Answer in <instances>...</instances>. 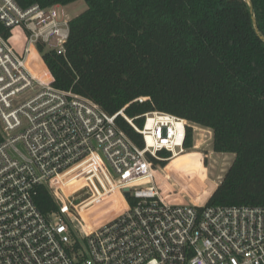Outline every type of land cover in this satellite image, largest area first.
<instances>
[{
	"label": "built area",
	"instance_id": "1",
	"mask_svg": "<svg viewBox=\"0 0 264 264\" xmlns=\"http://www.w3.org/2000/svg\"><path fill=\"white\" fill-rule=\"evenodd\" d=\"M60 6L0 0V264H264V206L211 204L209 178L195 194L167 170L199 125L155 110L138 126L52 84L38 44L64 54ZM41 185L48 214L33 198Z\"/></svg>",
	"mask_w": 264,
	"mask_h": 264
},
{
	"label": "trees",
	"instance_id": "2",
	"mask_svg": "<svg viewBox=\"0 0 264 264\" xmlns=\"http://www.w3.org/2000/svg\"><path fill=\"white\" fill-rule=\"evenodd\" d=\"M15 1L21 7L84 1L85 9L68 22L64 54L38 44L52 84L110 114L124 108L138 126L144 113L157 110L208 128L213 151L234 154L209 202L264 206V41L253 30L246 0ZM252 4L264 36V0ZM115 121L143 145L122 116ZM185 146H193L191 127ZM167 170L195 194L206 187L207 168L196 150L174 156ZM208 186L215 184L208 180ZM33 198L44 214L56 209L43 185ZM111 199L118 205L119 192Z\"/></svg>",
	"mask_w": 264,
	"mask_h": 264
},
{
	"label": "rangeland",
	"instance_id": "3",
	"mask_svg": "<svg viewBox=\"0 0 264 264\" xmlns=\"http://www.w3.org/2000/svg\"><path fill=\"white\" fill-rule=\"evenodd\" d=\"M86 7L84 1H76L70 4L61 5L57 9H64L68 18L73 17L74 15L83 11ZM193 136V147L188 148L186 151H198L200 153V158L204 165L207 168V175L209 181L216 184L219 183L222 175L229 167L230 163L234 158L233 153H218L213 151L212 148V133L208 131V128H202L197 126ZM95 204V213L98 214L101 210H104L103 203L100 202ZM98 206V207H97ZM97 208V209H96Z\"/></svg>",
	"mask_w": 264,
	"mask_h": 264
},
{
	"label": "water",
	"instance_id": "4",
	"mask_svg": "<svg viewBox=\"0 0 264 264\" xmlns=\"http://www.w3.org/2000/svg\"><path fill=\"white\" fill-rule=\"evenodd\" d=\"M247 5H248V9H249V14H250V19H251V23L253 26V30L255 31V33L257 34V36L259 38H261L264 41V36L261 34L258 25H257V21H256V15H255V10L252 4V0H246ZM217 185L214 186V189L212 191H214L216 189ZM126 195H128V193H126Z\"/></svg>",
	"mask_w": 264,
	"mask_h": 264
},
{
	"label": "bare ground",
	"instance_id": "5",
	"mask_svg": "<svg viewBox=\"0 0 264 264\" xmlns=\"http://www.w3.org/2000/svg\"><path fill=\"white\" fill-rule=\"evenodd\" d=\"M213 189H214V188H213ZM213 189H212V190H213ZM99 204H100V203H99ZM99 204H98V206H99ZM98 206H97V207H98ZM95 207H96V206L94 205L91 209H92V210H95ZM96 209H97V208H96ZM101 211H102V210H101ZM99 213H100V212H99ZM99 213H98V214H99Z\"/></svg>",
	"mask_w": 264,
	"mask_h": 264
},
{
	"label": "crops",
	"instance_id": "6",
	"mask_svg": "<svg viewBox=\"0 0 264 264\" xmlns=\"http://www.w3.org/2000/svg\"><path fill=\"white\" fill-rule=\"evenodd\" d=\"M209 132H211L209 129H208ZM212 133V132H211Z\"/></svg>",
	"mask_w": 264,
	"mask_h": 264
}]
</instances>
